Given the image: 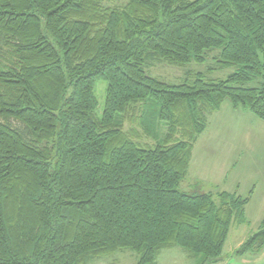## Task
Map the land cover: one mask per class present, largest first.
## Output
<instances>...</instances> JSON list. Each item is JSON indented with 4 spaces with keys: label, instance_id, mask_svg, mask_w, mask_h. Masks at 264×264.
<instances>
[{
    "label": "trees",
    "instance_id": "trees-1",
    "mask_svg": "<svg viewBox=\"0 0 264 264\" xmlns=\"http://www.w3.org/2000/svg\"><path fill=\"white\" fill-rule=\"evenodd\" d=\"M117 1L0 0V264L125 250L156 264L174 248L218 264L231 227L249 222L250 195L178 187L227 100L264 121V0ZM217 49L221 68L238 67L224 80L145 70ZM263 247L264 220L237 253Z\"/></svg>",
    "mask_w": 264,
    "mask_h": 264
},
{
    "label": "rangeland",
    "instance_id": "rangeland-1",
    "mask_svg": "<svg viewBox=\"0 0 264 264\" xmlns=\"http://www.w3.org/2000/svg\"><path fill=\"white\" fill-rule=\"evenodd\" d=\"M117 0H115L116 2ZM126 0H119L123 2ZM118 2V1H117ZM221 50L211 51L205 62H192L184 66L156 64L146 66L148 74L169 84H180L189 73H202L207 79L224 80L237 70V66L221 68L218 57ZM253 85V83L251 84ZM107 83H96L97 113L104 110ZM129 125H126V129ZM144 143L154 141L144 137ZM188 175L178 189L189 195L208 192H235L252 197L246 210L248 223L231 227L223 255L226 264H264V247L258 251L238 254L239 242L257 232L264 220V121L242 108L234 109L227 100L220 111L209 117V125L194 146ZM138 254L131 250L96 260L90 264H137ZM181 248L165 250L156 264H195Z\"/></svg>",
    "mask_w": 264,
    "mask_h": 264
},
{
    "label": "crops",
    "instance_id": "crops-1",
    "mask_svg": "<svg viewBox=\"0 0 264 264\" xmlns=\"http://www.w3.org/2000/svg\"><path fill=\"white\" fill-rule=\"evenodd\" d=\"M197 143V142H196ZM193 151H194V148H193ZM192 156H193V152H192ZM193 158V157H192ZM191 161H192V159H191ZM191 163V162H190ZM191 165V164H190ZM189 169H190V166H189ZM188 173H189V171H188ZM235 192H237V191H235ZM255 195V192L254 191H252L251 192V194H250V201H251V199H252V197ZM250 204V202L248 203V205ZM248 205H247V207H248ZM247 207H246V210H247ZM244 242V240H242L241 242H239V244H238V248L242 245V243ZM188 258H190L189 257V255H188ZM191 259V258H190ZM218 264H226V259H225V256H224V260L223 261H221V262H219Z\"/></svg>",
    "mask_w": 264,
    "mask_h": 264
}]
</instances>
